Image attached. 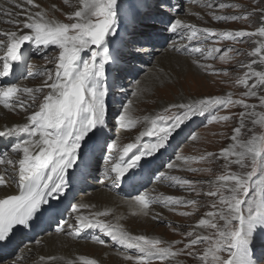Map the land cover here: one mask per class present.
I'll list each match as a JSON object with an SVG mask.
<instances>
[{
    "label": "snow or ice",
    "instance_id": "6c2138e0",
    "mask_svg": "<svg viewBox=\"0 0 264 264\" xmlns=\"http://www.w3.org/2000/svg\"><path fill=\"white\" fill-rule=\"evenodd\" d=\"M63 2L74 7L71 13L66 14L67 23L49 16L48 11L42 9L35 0H6L10 8L0 4V23L17 29L0 30V49L3 50L0 55V79L14 74L25 78L44 77L42 84L35 88L16 83L0 86V105L5 109L19 108L25 112L35 109L26 116L25 122L3 126L0 130V138H15L10 150L6 148L0 152V187L13 189L0 197V243H6L17 226L30 229L50 199L59 200L66 195L74 175L69 170L82 165L87 167L89 154L100 146L101 138L103 177L111 181V186L120 187L125 181L134 180L144 164L150 163L148 158L165 149L174 134H179L188 121L212 113L208 123L228 122L232 116L218 113L230 106H239L245 111L239 113V126L233 129L230 138L233 143L215 156L216 159L224 160V173L213 181L202 182L209 183L214 189L204 195L216 199L211 204L213 211L207 212L208 218H201L196 227L215 230L214 238L189 231L185 235L194 238L189 239L183 248L174 250V246L183 241L169 244L159 238L132 235L118 224L97 218L108 215L107 210L89 215L81 213L80 209L92 207L86 204L70 205L71 212L75 214L74 222H58L55 231L79 238L85 230L98 229L121 248L134 250L136 254H124V259L134 264H153L154 260L163 262L182 254L199 259L201 264H259L254 259L253 245L258 230H264V134H253L246 140L240 138L245 117H256L252 123L264 128V113H257V105L249 104L245 99L257 98L259 107L264 108V94H260L264 90V71L253 67L257 60L241 65L248 71L236 80L246 89L240 99H233L232 94L228 93L170 104L163 109L162 114L144 117L150 126L141 131L133 142L120 148L118 138H111L105 131L106 96L109 91L106 86V68L117 59L125 61L146 51L144 45L151 41V34H139V38L122 41L128 48L127 53L113 47L122 20L126 19L135 25L142 11L143 0H76L74 5L71 0ZM204 6L209 9L240 7L223 2L214 4L213 0H207ZM156 7L158 15L164 16L180 6L161 0ZM52 10H56L55 6ZM259 11L262 23L255 31H218L210 27H197L179 18H169L164 30L189 41L183 46L184 49L204 61L214 60L220 54L218 59L227 62L229 52L239 54V50L233 48L222 51L219 47H207L214 37L219 39L213 44L219 40L243 42L245 38H262L256 41L258 46L248 55L264 64V9ZM210 14L215 21H241L248 20L255 12ZM50 47L57 50V54L49 55L45 51L42 55L54 67L33 72L32 66L28 64L30 55ZM85 52L88 56L82 58ZM200 59H194L193 63L211 74H228L226 70L214 69L211 64L200 63ZM250 80L252 83H249ZM131 95L135 97L137 92L133 91ZM132 103V100H128L121 105L114 118V127L128 130L136 126L137 121L129 112ZM169 112L172 114L168 115ZM142 137H153L154 142L143 144ZM190 138L196 140L198 137L191 134ZM104 149L108 151L107 156H103ZM214 155L211 152L200 157L176 155L166 167L173 169L179 161L187 164ZM232 165L238 166L239 170L231 171ZM188 170L199 171L192 167ZM157 175L160 179L170 181L169 186H187L191 189L198 183L169 176L165 172H158ZM131 203L136 207L137 214L148 216L154 205L174 210L177 206H195L197 201L170 195L152 196L149 191H143L134 195ZM179 214L192 215L191 212ZM152 218L158 219V216L153 215ZM95 242L105 244L103 239ZM35 243L39 245L41 241L36 240ZM200 243L209 245L202 255L194 251ZM21 260L22 257L17 256L11 264H21ZM39 260L42 264H59L61 261L63 264H98L97 259L85 255L69 259L63 255H41Z\"/></svg>",
    "mask_w": 264,
    "mask_h": 264
},
{
    "label": "rangeland",
    "instance_id": "374dc122",
    "mask_svg": "<svg viewBox=\"0 0 264 264\" xmlns=\"http://www.w3.org/2000/svg\"><path fill=\"white\" fill-rule=\"evenodd\" d=\"M141 5L143 10L142 16L137 20L135 25L128 20H122L119 28V35L115 39L113 47L120 52L127 53L128 48L125 47V44L122 41H131L133 39L139 38V34H151L152 39L149 43L145 44L144 47L149 50H154L151 52L152 57L155 54H158L157 48L162 46L160 38L153 36L155 33L158 34L155 29L160 28L161 34L167 38V44L175 42L177 44L176 49H180L179 56L182 58L189 59L192 63L194 59H200L195 54L187 52L184 49V45L189 44V41L186 39L182 40L179 35L170 33L165 31V23L160 22V26H151L157 20L152 21L150 17H152L151 13L156 14L158 17H162L158 15L157 5L161 3V0H149L147 4L144 3ZM172 1V0H169ZM165 3L166 1L163 0ZM229 3V4H238L239 8H224L219 9L218 7H214L209 9L204 5L207 3V0H179L177 5H179V9L177 12L175 10H170L164 17L175 18V15H179L182 21L196 25L197 27H210L217 29L218 31H237V30H246V31H255L259 26H261L262 21L260 20V9H264V0H213L214 4L218 3ZM167 3V2H166ZM61 4H64L63 0H61ZM57 6V5H56ZM69 7L70 5H64ZM71 7V6H70ZM200 12V13H199ZM215 13L216 15H239L244 13H252L255 12V15L250 16L248 20L241 21H215L212 18L210 13ZM60 18V21L66 22L63 18ZM161 20V19H160ZM67 23V22H66ZM1 25L9 27L10 30H13V26L10 27L9 24L0 23ZM148 25V26H147ZM144 29L152 30V32H145ZM219 38L214 37L213 41L218 40ZM258 37L254 38H245L243 42H234L230 40H219V42L213 44V41H209L207 43V47H219L223 50L228 48H233L239 50V54L235 51L229 52V59L227 62H221L218 59L220 54H217V58L214 60L204 61L200 59V63L211 64L214 69L217 70H226L227 75H224L223 72L220 74H211L208 70L199 67L197 63H193V67H186L182 65V60L178 59L177 62L167 61L160 62L155 58L153 63L150 65L147 64L146 61L140 59V56L143 55L144 52L135 56L134 58H129L125 61H121L119 59L116 60L114 64L107 66L106 75L112 74V86L108 87V95L106 96V105H107V116L109 119H113V122L108 124L109 132L108 135L111 138H118V145L122 148L127 143L133 142L135 137L139 135L141 131L146 130L147 127L150 126V123L144 120V117H154L157 114H162L163 109L168 107V105L173 103H178V99L183 96L189 100H199L205 97L212 96H223L228 93L232 94L233 99H240L241 93H243L246 89L243 85H239L236 83L238 77H242L248 69L246 67H241V65L249 64L253 59L257 60V63L253 65V67L258 71H264V64L259 62L258 58H254L248 55L255 47L258 46L256 41ZM193 44L196 42H192ZM161 44V45H160ZM166 44V45H167ZM165 45V46H166ZM171 49H173L172 44L170 45ZM49 49H41V51L36 55H30L28 64L31 65V70L36 72L38 70H44L45 67L53 68L54 65L49 63L47 60L43 58L42 53L47 51L49 55H56L57 50L54 48ZM160 54V53H159ZM158 54V55H159ZM177 54V53H176ZM156 55V56H158ZM88 53H82V58H87ZM154 58V57H153ZM166 61V60H165ZM157 62V67H155L154 71H151L150 68L153 64ZM196 66V67H194ZM192 68V69H190ZM151 78L150 85L147 84V87L143 85V88L139 90L138 83L140 80L143 81L146 77ZM152 76V77H151ZM28 79L29 87H38L42 84L44 77L37 76L35 78H17V84L22 83ZM154 80V81H153ZM249 83H252L250 80ZM5 85L4 81L0 79V86ZM169 86L173 87L172 89H167ZM133 91L137 92V95L133 97L131 93ZM142 93H140V92ZM260 94H264V90L260 91ZM139 96V97H138ZM182 96V97H181ZM178 97V98H177ZM246 102L249 104L257 105L255 111L257 113H264V108L259 107V100L257 98H245ZM128 100H132V105L129 109L130 115L134 120L137 121L136 126L132 129H120L119 127H114V118L116 117L118 110L121 108L122 104L127 103ZM185 100V99H184ZM157 102V103H156ZM187 102V101H185ZM166 104V105H165ZM35 109H30L28 112L22 111L19 108L11 109L10 114H13L17 117H22L24 113L26 115L30 114V112ZM175 110L173 109L172 112ZM241 111H245L241 107H229L228 109L221 110L219 115H230L232 119L228 122H212L208 123V120L212 113H206L205 116L200 117L197 116L193 118L191 121H188L183 127L182 130L179 131V134H174L173 138L170 140L168 146L165 149L157 152L153 157H149L148 160H155L156 166L160 165V169L158 172H165L169 176H177L183 179H188L190 181H196L192 188H188L187 186L181 188L179 186H169L170 181L165 179H160L158 177L156 179H152L156 171L154 167L151 170H146L147 177L145 178L146 187L155 185L156 181H159V187L155 188L154 191L158 196H175L182 197L187 200H195L197 201L195 206H187L181 207L177 206L174 210H169L167 208L161 207L162 211L159 213L162 217L158 219H151L152 221L144 222L147 223L148 226H145L143 229L147 228L148 232H141L139 234L145 235L150 239L159 238L169 244L174 241L180 240L183 243L174 246V250L176 248H183L184 244L188 242L189 239L194 237H187L185 234L189 231H194L199 235H208L214 238V231L210 228H202L197 231L195 225L198 224V221L201 218L206 217V213L209 211H213L211 208L212 202L216 199L213 197H208L204 195V193L214 190L212 185L209 183H202L206 181H213L216 179L218 175L224 173V160L216 159L215 156H218L221 149L226 148L229 144L233 143L230 139L233 134V129L239 126L240 116L239 113ZM172 112H169L168 115H171ZM256 117H245V126L241 130V139H248L253 134H264V128L260 125H254L252 123L253 119ZM107 129V128H106ZM251 130V131H250ZM191 134H195L198 138L196 140H192L190 138ZM148 137H142L143 144H151L154 142L153 137L152 142H146ZM88 142V141H87ZM90 142V141H89ZM91 143V142H90ZM100 145V151L97 154L95 159V165L92 169L94 171V177L86 176L87 180L83 183L76 182L75 186H73L72 192L74 193L69 199L66 205L67 211H70L71 203L77 201L81 198L82 192L90 187L94 186L93 181H100L104 178L103 171V159ZM4 151V150H3ZM215 154L214 157L206 158L204 160H196L190 161L187 164L182 161V165L174 167L173 169H168L166 167L167 163L174 160L176 155H181L183 157L194 156L200 157L205 156L206 153ZM107 149L103 150V156H107ZM170 157V158H169ZM169 159V160H168ZM196 168L199 171L192 172L189 171L188 168ZM231 171H238V166L232 165L230 168ZM143 171V170H141ZM145 172V171H143ZM157 172V173H158ZM143 173L138 174V177H141ZM152 175V178H151ZM152 180H151V179ZM150 179V182H148ZM159 179V180H158ZM138 180V178H137ZM136 180V181H137ZM144 183V178H140V181ZM111 181L107 182L110 188H115L119 192L117 187L111 186ZM83 187H77L81 186ZM97 187V186H96ZM128 189V188H127ZM158 189V190H157ZM160 189V190H159ZM194 189V190H193ZM123 191V190H121ZM197 193H200L197 195ZM67 200V199H66ZM65 200V201H66ZM64 201V203H65ZM63 203V204H64ZM65 203V204H66ZM105 211V210H102ZM108 211V210H107ZM101 212V211H100ZM180 212H191L190 216H182ZM166 213V214H165ZM110 212L108 211V215L98 217L100 220L110 223L116 224L112 222L111 218L108 219ZM153 217V216H152ZM62 220V221H61ZM63 223V221H68L63 218H58L57 222H54L53 225H56L58 222ZM222 223V221L220 222ZM151 225V226H150ZM83 236H90L89 238L93 241H97L100 239L105 240V244L111 245L112 247H118L113 241L110 240L109 237L100 233L99 234H91L90 232H82ZM82 233L80 237L82 236ZM79 237V238H80ZM86 238V239H89ZM89 239V240H90ZM77 240V238H76ZM84 242V241H83ZM95 244H99L94 242ZM208 243H200L195 246L194 251H196L199 255L203 254V251L206 247H208ZM254 249V259L259 262V264H264V230H258L256 233V239L253 245ZM136 254L134 250H129L128 254ZM227 255L226 253L224 254ZM201 264L199 259L190 257L186 254H182L176 258H170L167 261L161 262L160 260H154L153 264Z\"/></svg>",
    "mask_w": 264,
    "mask_h": 264
},
{
    "label": "bare ground",
    "instance_id": "6f19581e",
    "mask_svg": "<svg viewBox=\"0 0 264 264\" xmlns=\"http://www.w3.org/2000/svg\"><path fill=\"white\" fill-rule=\"evenodd\" d=\"M35 3L40 4L42 9H44L45 11H48L49 16H54L58 20H60V18L58 17H61L66 22H69L66 18V14L71 13L74 10V7L72 6L66 7L64 6L65 4H61V0H35ZM75 3H76V0H71V4L74 5ZM0 4H3L4 7H7V8L11 7V5L6 3V0H0ZM53 6H55V9H56L54 11L52 10ZM13 10H16V9H13ZM35 10L36 9H33V11ZM174 17L181 19L179 15H175ZM151 26L152 27L160 26V22L156 21ZM10 27L12 26L10 25ZM0 30L12 31L9 29L8 25L7 27H5L1 24H0ZM13 30H17V29L13 28ZM159 30L161 31L160 28L155 29V31L160 35L161 32ZM144 31L147 33L152 32V30H149V29H144ZM171 44L173 46V49H171L170 47ZM176 47H177V44L175 42L170 43V44L168 43L166 46H163V47L160 46L157 48V51H159L160 54L159 53H158L159 55L155 54L153 56L154 58L151 55V52H153L154 50H149L147 47L143 55L140 56V59H143V61H146L148 65L149 63L151 65L153 61L155 60V58L157 59V62L158 60L160 62H167V61L177 62V60L180 59L182 60V65L186 67H193V63L189 59L182 58L178 55L179 52L176 50ZM2 54H3V50L0 49V55ZM157 62H155L153 66L150 68L151 71L156 70L154 68L157 67ZM1 80L4 81L5 85L12 84V83H7L5 78ZM16 80L13 83H16L17 82ZM151 80L152 79L149 78V76L146 77L143 81L140 80L138 83L139 90L143 88V85L145 87H147V84L150 85ZM28 81H29L28 79H25V81H23L19 85L29 87V85H27ZM172 88L173 87L169 86L167 89H172ZM185 101H190V100L184 96L178 99V103L185 102ZM9 110L11 109H5L2 105H0V130H2L3 126H12L17 123L25 122V119L27 116L25 113L24 115H22V117H17L13 114H10ZM112 122H113V119H109V117L107 116V125ZM107 125H106L107 129L105 128V131L109 132V129H108L109 127ZM14 141H15V138H11V139L10 138H0V152L5 150L6 148L10 150V144ZM90 142L86 141V143L88 144H90ZM101 144H102V138H101L100 145ZM99 148L100 146H97L94 152L89 154L87 167H84L82 165L78 169L69 170L70 173H74V175L72 176V183L66 195L61 197L59 200L50 199L49 204H52L54 201L56 202L59 201V204L56 207L52 208L51 211L45 213L42 219H40V221L35 224L33 230L31 231V237L19 236L14 241L13 246L11 245L12 247H10L8 251H6L3 255L0 254V262H3V264H11V262L17 256H21L22 257L21 264H42V262L39 260V257L41 255H44V256L63 255L66 259L75 258L80 255H85L90 258L97 259L98 264H134L133 261H128L124 259V254L128 253L129 250L121 248V246L118 244H117L118 247H112L111 245H108V244H103V245L95 244L94 243L95 241L89 238L90 236H87V235L83 236V233H82V236L80 238H77L76 240V238L67 236L66 233H57L55 231L56 228L53 225L54 222H57L58 218L60 217L68 220L69 223L74 222L75 214L71 212V209L70 211H67L66 201H65L66 204L64 202L60 203V201L62 200L64 201L66 198L68 202L69 199H71L72 197L71 194H73L72 189H73V186H75L76 182L78 181L81 183L85 182L87 180L86 176L88 175L91 176V178L94 177L93 175L95 173L92 169L94 168V165H95L94 161L97 157V154L100 151ZM178 164L182 165V161L177 162V165ZM139 172L143 173V175L141 177H138V180L135 181V183L132 184V186H130L128 189H125L121 192H118L117 190H115V188L114 189L110 188V186L107 184V182L109 181L105 180L104 178L101 180V182L93 181L94 186L82 192V194L80 195L81 198L71 203V205L73 204L91 205L92 206L91 208L80 209V212L83 213L84 215H89L92 212H100V211L102 212V210H108L110 212L108 219L111 218L112 222L122 226L126 231H128L132 235H142V234H139L140 233L139 231L143 232L144 230V232H148L147 228L143 229L145 226H148V224L144 222L152 221L151 219L153 215H156L159 218H161L162 213L161 215L159 213L162 211L161 207L163 206L162 205L152 206L150 210V214L148 216L137 214L136 207L131 203V198L134 195L138 194L139 192H143V191H149L150 195L158 196L155 193L154 189L160 186L158 183L159 181H156L155 185L153 186V189H152V186L146 187L147 183L145 181V178L147 177V172L146 170L145 172L141 170ZM140 178L142 179L144 178V183H142V180L140 181ZM83 185L84 184H82L81 186H77V187H83ZM11 191H13V189H5L3 187H0V197H3L6 192H11ZM200 229L202 228H197L196 230L199 231ZM84 232H90L91 234H99V235L101 233L98 229H89V230H85ZM86 238H89L90 240ZM36 240H40L41 243L37 245L35 243ZM59 264H63V261L59 262Z\"/></svg>",
    "mask_w": 264,
    "mask_h": 264
}]
</instances>
